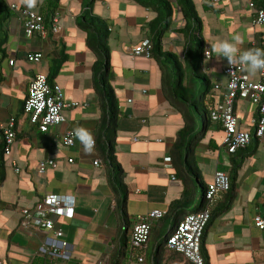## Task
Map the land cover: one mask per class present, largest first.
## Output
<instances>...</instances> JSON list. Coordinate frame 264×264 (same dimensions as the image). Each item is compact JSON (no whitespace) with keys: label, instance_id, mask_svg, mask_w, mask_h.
Here are the masks:
<instances>
[{"label":"crops","instance_id":"1","mask_svg":"<svg viewBox=\"0 0 264 264\" xmlns=\"http://www.w3.org/2000/svg\"><path fill=\"white\" fill-rule=\"evenodd\" d=\"M86 1L59 0L57 14L60 27L53 31L49 0H8L10 6L17 3L20 7L42 13L48 29L46 36L39 32L27 36L23 17L14 9L0 25L2 34L8 35V40L2 45L5 54L0 51V124L16 117L17 128L12 152L4 157L6 178L0 188V259L7 264L46 263L47 257L39 253V248L54 232L41 228L36 222L33 227L26 228L22 209L34 208L48 193L76 196L72 217L54 216L57 225L65 231L69 250L76 252L84 247L93 248L99 251L100 257L106 258L108 264L123 224L122 194L115 177L122 175L128 188L127 207L132 226L140 215L153 209L168 214L173 212L171 208L188 197L185 193L187 186L196 191L194 179L183 166V152L175 147L184 116L164 90L165 83L173 79L170 70L154 56H137L133 51L150 36L149 23L157 16L155 10L137 0L93 2L94 12L109 22L112 84L119 102V117L114 125L112 141L123 172L115 171L107 158L104 147L110 141L104 140L102 119H108L107 134L110 137L112 127L105 112L103 88L94 73V63L101 55L89 45L88 28L84 25ZM257 2L260 4L259 0ZM195 3L203 18L206 48L211 51L207 68L213 73L214 82H225L227 58L221 56L217 59L211 43L239 36L237 43L241 50L264 49V25L254 23L255 9L249 5V0H195ZM180 25L178 18L174 27ZM180 35L170 30L165 32L163 46L168 37L178 51H184L186 43ZM35 52H43V58L29 60L28 54ZM11 59L15 60L13 64ZM55 65L58 69L53 81L62 87L64 99L80 104L66 110L65 122L43 132L24 112V101L33 77L39 72L49 76ZM117 66L123 67L120 72L123 83L116 82ZM132 67L136 74L130 73ZM254 74L252 76L256 77ZM224 92L223 86L218 91V100ZM257 110L258 106L253 101L241 97L238 103L240 128L251 131ZM188 119L194 123L193 118ZM79 126L87 127L94 135V150L90 153L83 151L78 139L72 147L62 141L66 130ZM217 126L215 124L209 132L198 152L199 168L207 182L213 180L216 170H230V154L222 161L223 147L220 143L224 131ZM1 137L0 133V142ZM218 145L220 148L216 149ZM165 152L170 156L168 165L176 169L171 173L167 186L164 184ZM48 157H54L56 165L39 173L40 159ZM17 166L20 171L16 170ZM172 179H179L181 183L175 185L178 198L169 201L167 210L159 203L170 194ZM237 184L234 201L209 223L203 237L202 251L204 248L207 264H264V232L255 224V216L264 214V139H261L258 151L243 163ZM136 202L142 206L140 210H134L133 216L131 206ZM188 207L189 204L185 207L187 211ZM161 222L162 218L156 219L153 227ZM154 242L155 237L152 236L141 251L145 254L146 264H149L148 259H152Z\"/></svg>","mask_w":264,"mask_h":264},{"label":"trees","instance_id":"2","mask_svg":"<svg viewBox=\"0 0 264 264\" xmlns=\"http://www.w3.org/2000/svg\"><path fill=\"white\" fill-rule=\"evenodd\" d=\"M145 7L151 8L157 12V16L149 23L150 38L153 42L152 55L161 61L165 68L171 70L172 80L165 83L164 90L170 101L184 116V125L178 131L177 142L175 147L183 152V166L187 174L194 179L196 191L185 188L187 194L186 200H179L168 212L162 217V222L151 229L150 238L155 237L151 258L153 264H168L174 260L187 262L181 252L171 249L167 246V240L170 233L189 213L185 207L196 198L198 188L201 190V200L196 209L201 210L207 206L206 193L211 182H207L201 173L198 162V152L200 151L204 140L208 137L209 132L218 124V129L223 130L221 123L215 122L211 117L210 107L215 105L218 100V91L216 88L213 73L208 70L205 54L206 41L203 35V18L199 14L195 0H137ZM59 0H49L51 19L57 14V3ZM94 0H87L86 14L83 15L86 27L88 28L87 39L89 45L97 49L101 58L94 63V73L99 77L104 93V107L106 114L110 117L109 121L112 127L111 137L107 134V121L103 118L101 126L103 137L109 145L104 147L107 158L110 160L115 171L123 172L121 164L114 154V136L115 124L119 117V102L112 84L113 67L111 64V47L109 44V22L102 15L94 12ZM260 3V2H259ZM260 5V4H259ZM0 25L12 15V8L8 0H0ZM180 18L181 25L174 27L175 20ZM174 31L181 33L186 43L184 51L167 50L163 46V36L165 32ZM8 40V35L2 34L0 26V51L5 49L2 45ZM196 43V44H195ZM5 54V53H3ZM55 65L54 70L49 74V81L52 83L53 77L57 72ZM225 75V74H224ZM1 77V72H0ZM244 98V97H243ZM241 96L236 97L234 104V113L238 115V103ZM247 99V98H245ZM249 99V98H248ZM250 101H252L250 99ZM257 105V104H256ZM258 106V105H257ZM24 108V107H23ZM259 112V107L258 110ZM193 118L192 123L188 118ZM199 123L197 124V119ZM256 126L251 129L252 139L248 144L239 148L230 154V170L228 172L231 187L221 192L220 198L216 199L211 206V218L209 223L220 215L223 210L230 207L237 195V181L240 176V170L245 160L253 156L259 148L261 138L256 134ZM190 128V130H189ZM224 131V130H223ZM2 140L0 142V188L6 178V168L4 157L6 155V141L3 129L0 127ZM192 133H195L192 137ZM212 140V139H211ZM223 139L220 143L222 145ZM219 149L220 146H215ZM121 176L115 177L116 183L122 194V215L123 224L121 234L118 237L117 244L113 247L108 264H129L133 253L130 243V233L132 221L128 212V188ZM198 194V193H197ZM43 198V197H42ZM206 226L205 233L207 230ZM204 233V236H205ZM205 256V250L203 248ZM57 257H47L46 262L57 263ZM46 264V263H45ZM205 264H207L205 257Z\"/></svg>","mask_w":264,"mask_h":264},{"label":"built area","instance_id":"3","mask_svg":"<svg viewBox=\"0 0 264 264\" xmlns=\"http://www.w3.org/2000/svg\"><path fill=\"white\" fill-rule=\"evenodd\" d=\"M259 1L260 5L257 0H249V5L255 9L254 23L264 25V0ZM11 8L20 11L27 36H33L36 32L41 33L43 36L48 34L42 13L29 7H20L17 3H12ZM59 27V16L55 14L52 19L51 30L57 31ZM152 48L153 42L151 38L146 37L133 48V51L137 56L145 55L150 57ZM206 50V56L210 57V49L206 48ZM43 56V52L29 53L28 59L39 61ZM14 62L15 60L11 59V63L13 64ZM224 74L226 81L216 82L215 86L217 89L224 86L225 92L216 104L210 107V112L212 119L217 123H221L223 127L222 147L228 152H235L252 139L251 131L240 128V119L234 113L235 99L238 96L249 98L258 105L259 112L253 119V123L256 126V134L261 139L264 138V70H257L254 74L256 77H253L252 73L238 66L230 65L226 60ZM129 101H132V98ZM79 104L77 101H66L60 84L51 83L46 73L39 72L29 84L24 101V112L41 131L47 132L51 126L65 122L67 120L66 110ZM0 127L5 135L6 154H10L17 137L16 117H11L9 121L1 123ZM73 131L69 129L62 134V141L67 146L72 147L76 143ZM69 140L72 142L69 143ZM70 161H73V158H70ZM95 162L98 163L99 161L96 160ZM55 165L56 160L54 157L42 158L38 163L37 169L39 173H43L49 166ZM16 170L20 171V167L17 166ZM230 187L231 181L228 172L222 169L216 170L206 193L207 206L204 209L189 212L170 233L167 246L183 254L187 261L183 264H205L202 243L206 226L211 218V206L220 193ZM75 209L76 196L71 193L60 192L48 193L34 208L24 207L22 209L24 213L23 224L26 228L33 227L34 222H36L41 228L53 230L55 234V237L46 238L39 248V253L46 257L52 256L53 258L70 257L69 242L65 238V231L57 225L54 216L72 217ZM165 213L166 211L153 209L137 218L130 233L133 253L129 264H146L145 254L141 253V251L150 239L154 221L162 218ZM255 224L264 232V214L259 213L255 216ZM0 264L7 263L0 259ZM50 264L53 263L50 262ZM168 264H178V261L174 260Z\"/></svg>","mask_w":264,"mask_h":264},{"label":"rangeland","instance_id":"4","mask_svg":"<svg viewBox=\"0 0 264 264\" xmlns=\"http://www.w3.org/2000/svg\"><path fill=\"white\" fill-rule=\"evenodd\" d=\"M171 43L172 42L167 37L166 38V44L164 45L165 51H167V50H175V51H178V48L176 46H173ZM216 57H217V59L218 58H221V56H217V55H216ZM209 62H210V59H207L206 60V65L209 64ZM116 68H117L116 69L117 70L116 71V75H117L116 82L123 83L124 82V80L122 78L123 77L122 76L123 74L120 73L121 71H123V67L122 66H117ZM127 72L128 71L126 70V75L128 74ZM130 73L131 74H136L134 67H132V72H130ZM170 76L172 77L171 70H170ZM112 82H114V81L112 80ZM133 83H134V77H133ZM198 123H199V121L197 119V124ZM189 130H190V128H189ZM194 135H195V133H192V137H194ZM222 150H223V157H224V158H222V161H224L225 158L229 157V152L225 148H223ZM163 163H164V171H165L164 184H165V186H167L169 184V182L171 181V178H170L171 173L175 172L176 169H175L174 166H172V165L169 166L168 165V163H170V156L167 155L166 152L164 154V162ZM9 168H11V170H12V167L11 166H9ZM204 170L205 169L203 168V173H204V176H205V171ZM172 181L173 182L170 183V185L172 187V190L170 191V194L165 196V198H164V200H163L162 203H159L162 206H164L167 210H169V207H168L169 206V201H171V200L174 201L175 198L177 197V195H176V188H174L175 185L179 184V182L181 183V181L179 179L176 180V181H174L172 179ZM170 185H169V187H170ZM131 193L133 194V190H131ZM200 200H201V190L198 188V195L194 199V201L189 204L188 211L189 212L196 211V209H197V207H198V205L200 203ZM141 206L142 205L139 202H136V203L132 204V206H131V214L133 215V213L135 211L140 210ZM50 236L51 237H55V234L53 233V235L51 234ZM45 240H46V238H45ZM71 243H72V241H71ZM70 252L72 253L70 255V257H67V258L58 257L57 263L58 264H78V262H79L81 264H106V258L100 257L99 251H97V250H95L93 248L87 249V247H84V249L83 248H80V250H78L76 252H73V249H70ZM50 257H52V256H50ZM148 263L149 264H153L152 259H148ZM46 264H50V262H46Z\"/></svg>","mask_w":264,"mask_h":264},{"label":"clouds","instance_id":"5","mask_svg":"<svg viewBox=\"0 0 264 264\" xmlns=\"http://www.w3.org/2000/svg\"><path fill=\"white\" fill-rule=\"evenodd\" d=\"M239 39V36H234L231 39L225 38L211 43V48L216 50L218 56L227 58L230 65L238 66L250 73L264 70V49L255 47L241 50L237 43ZM73 136L80 141L84 152L90 153L94 150L95 140L90 129L79 126L74 129ZM71 142L69 140V143Z\"/></svg>","mask_w":264,"mask_h":264}]
</instances>
